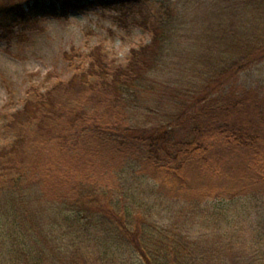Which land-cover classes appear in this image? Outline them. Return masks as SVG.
Wrapping results in <instances>:
<instances>
[{"label": "trees", "instance_id": "1", "mask_svg": "<svg viewBox=\"0 0 264 264\" xmlns=\"http://www.w3.org/2000/svg\"><path fill=\"white\" fill-rule=\"evenodd\" d=\"M151 2L0 6L5 28L98 5L152 36L125 63L74 49L63 92L0 110V264H264V211L236 205L264 199V93L234 83L264 61V0Z\"/></svg>", "mask_w": 264, "mask_h": 264}, {"label": "rangeland", "instance_id": "2", "mask_svg": "<svg viewBox=\"0 0 264 264\" xmlns=\"http://www.w3.org/2000/svg\"><path fill=\"white\" fill-rule=\"evenodd\" d=\"M27 1L0 0V6ZM151 1L153 10L161 8L159 3L162 0ZM169 2L182 7L187 0ZM118 15L117 9L95 5L82 10L72 9L63 18H35L13 23L9 28L0 25V110L15 111L22 108L27 90L32 85L40 86L42 91L58 87L63 92L64 86L59 83V79L68 81L72 77L73 70L68 66L67 58L74 49L89 52L102 45L109 57L125 63L132 47L151 42V34L141 25L131 22V32H128V28L118 21ZM50 72L53 75L46 80ZM234 83L239 89L255 87L264 93V61L240 73ZM86 94L79 92L82 98H86ZM254 196L236 200V205L239 208L242 206L244 212L245 209L249 210L252 215L264 211L263 197ZM250 216H246L245 220L259 219ZM236 221L240 227L243 220Z\"/></svg>", "mask_w": 264, "mask_h": 264}]
</instances>
